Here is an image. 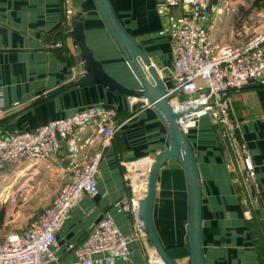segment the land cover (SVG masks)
<instances>
[{
	"label": "crops",
	"instance_id": "1",
	"mask_svg": "<svg viewBox=\"0 0 264 264\" xmlns=\"http://www.w3.org/2000/svg\"><path fill=\"white\" fill-rule=\"evenodd\" d=\"M109 2L169 89L173 33L190 17V0ZM204 5V27L222 46L227 37H233L232 15L248 4L245 0H204ZM211 6L221 13H210ZM75 21L83 24L85 44L104 71L136 89L137 83L92 0H0V98L7 107L20 102L0 115V133L33 129L94 104L114 108L121 123L104 148L102 136L90 126L62 140L58 154L23 159L0 173V240H5L20 234L31 221L24 214L29 206L21 201L28 200L32 175L56 174L59 190L73 169L102 151L97 194L82 197L69 210L55 235V261L48 264H76L71 249L100 215H110L124 236H133L135 226L121 203L141 195V179L165 147L166 132L144 101L100 85H78L84 65L69 34ZM230 110L250 172L237 166V155L215 125L213 112L199 117L185 131L201 184L205 264H264V226L259 215V205L264 210V86L249 85L232 94ZM152 221L170 256L184 264L187 256L181 257L175 247L185 245L187 194L184 174L174 160L158 171ZM128 248L127 259L115 264H160L144 228L143 235L131 240Z\"/></svg>",
	"mask_w": 264,
	"mask_h": 264
},
{
	"label": "built area",
	"instance_id": "2",
	"mask_svg": "<svg viewBox=\"0 0 264 264\" xmlns=\"http://www.w3.org/2000/svg\"><path fill=\"white\" fill-rule=\"evenodd\" d=\"M204 8V0H190V17L174 30L171 87L167 89L170 107L179 113L201 106L179 119L184 132L199 117L213 112L215 125L237 155V166L250 172L251 164L236 133L230 99L246 86L264 84V29L235 45L220 46L204 27ZM208 9L210 13H221V9L212 6ZM19 105L20 102H14L7 107L0 98V115ZM90 126L102 136L104 148L119 131L121 123L114 108L94 104L33 129L9 135L0 133V173L23 159H47L58 154L62 140ZM101 158L100 150L87 163L73 169L49 205L20 234L0 240V264L55 261V235L69 210L82 197L97 194L96 173ZM146 177L139 185L141 195L121 203V209L135 226L133 236H124L111 216L104 214L75 249L76 264H115L127 259L129 242L143 235L138 203L145 194Z\"/></svg>",
	"mask_w": 264,
	"mask_h": 264
},
{
	"label": "water",
	"instance_id": "3",
	"mask_svg": "<svg viewBox=\"0 0 264 264\" xmlns=\"http://www.w3.org/2000/svg\"><path fill=\"white\" fill-rule=\"evenodd\" d=\"M92 3L109 37L130 69L137 83V88L133 89L120 84L104 71L100 62L92 56L85 44L83 24L75 21L71 25L69 34L72 36L80 51V59L84 65V74L78 85H100L109 91H115L122 95L145 101L155 113L166 132L165 147L149 168L146 177L145 194L138 203V219L142 223L145 234L162 264H178L161 243L152 221V209L158 171L169 160H174L184 174L187 194V222L184 236L187 258L184 264H205L202 244L200 178L193 148L179 122L181 117L201 109V106L189 108L184 112H173L170 107L169 97L167 95L168 90L164 81L152 65L141 45L125 31L116 17L109 0H92ZM259 215L264 226V210L260 208V205ZM102 216L100 215L94 224ZM78 244L71 251H74Z\"/></svg>",
	"mask_w": 264,
	"mask_h": 264
},
{
	"label": "rangeland",
	"instance_id": "4",
	"mask_svg": "<svg viewBox=\"0 0 264 264\" xmlns=\"http://www.w3.org/2000/svg\"><path fill=\"white\" fill-rule=\"evenodd\" d=\"M245 1L248 7L244 5V7L232 15L231 27L233 37H227L222 46L240 43L264 29V0L259 1V4L256 3V5H254L255 0ZM28 184V200H25V203L21 201V204L29 206V210L24 211V214L25 216L29 215L30 220H32L49 205L52 196L58 190L60 179L56 174L51 172L37 173L31 176Z\"/></svg>",
	"mask_w": 264,
	"mask_h": 264
},
{
	"label": "trees",
	"instance_id": "5",
	"mask_svg": "<svg viewBox=\"0 0 264 264\" xmlns=\"http://www.w3.org/2000/svg\"><path fill=\"white\" fill-rule=\"evenodd\" d=\"M259 1H261V0H255L254 5H256V3L259 4ZM260 85H263L264 86V84H260ZM175 249H179L178 252L181 253L180 254L181 257H186L187 256V251H186L185 245L177 246V248L175 247ZM167 251L169 253L170 250H167ZM172 258H173V256H172ZM173 259L175 260V258H173Z\"/></svg>",
	"mask_w": 264,
	"mask_h": 264
},
{
	"label": "bare ground",
	"instance_id": "6",
	"mask_svg": "<svg viewBox=\"0 0 264 264\" xmlns=\"http://www.w3.org/2000/svg\"><path fill=\"white\" fill-rule=\"evenodd\" d=\"M145 190H146V189H145ZM156 256H157V255H156ZM156 260H157L158 263L162 264V262L160 261V259H159L158 257L156 258Z\"/></svg>",
	"mask_w": 264,
	"mask_h": 264
}]
</instances>
